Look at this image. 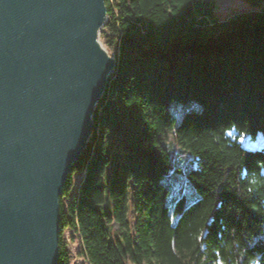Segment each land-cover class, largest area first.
Wrapping results in <instances>:
<instances>
[{
  "label": "trees",
  "instance_id": "trees-1",
  "mask_svg": "<svg viewBox=\"0 0 264 264\" xmlns=\"http://www.w3.org/2000/svg\"><path fill=\"white\" fill-rule=\"evenodd\" d=\"M218 1L106 0L117 67L60 197L58 264L66 230L86 264H264V149L240 141L264 137V0L225 19ZM174 100L197 107L177 119ZM171 139L191 154L188 205L164 182Z\"/></svg>",
  "mask_w": 264,
  "mask_h": 264
},
{
  "label": "water",
  "instance_id": "water-1",
  "mask_svg": "<svg viewBox=\"0 0 264 264\" xmlns=\"http://www.w3.org/2000/svg\"><path fill=\"white\" fill-rule=\"evenodd\" d=\"M106 0H0V264H58L60 197L117 67Z\"/></svg>",
  "mask_w": 264,
  "mask_h": 264
},
{
  "label": "rangeland",
  "instance_id": "rangeland-1",
  "mask_svg": "<svg viewBox=\"0 0 264 264\" xmlns=\"http://www.w3.org/2000/svg\"><path fill=\"white\" fill-rule=\"evenodd\" d=\"M252 9L253 7H251L248 3L243 0H219L217 2L216 15L219 19H225L233 13L249 11ZM102 41L105 44L103 38ZM110 53L114 54L113 52ZM196 107L197 104L194 101L182 102L180 100H174L170 104V110L177 119H180L184 111L188 110L189 108ZM230 134L234 136L235 132H230ZM240 141L247 148L264 149V137L262 135L258 136L256 140H251L248 136H242L240 137ZM168 146L171 151L172 163L174 168L164 179V182L171 189L170 200H172V198H175V196L182 192L185 193L187 196L188 205L197 198L196 191L194 190L193 186L188 182L187 176L185 174L190 163L191 154L183 150V148L176 144L173 139L168 142ZM116 152H119V147L116 149ZM81 177L82 174H75L73 177L74 183L76 184L81 179ZM66 201L67 199H64L65 203ZM64 236L68 241V251L70 255L71 264H86L84 259L77 255L79 243L75 236L72 235V232L70 230H66L64 232Z\"/></svg>",
  "mask_w": 264,
  "mask_h": 264
}]
</instances>
